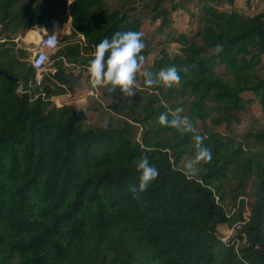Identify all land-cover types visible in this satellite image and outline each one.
<instances>
[{
	"label": "trees",
	"instance_id": "1",
	"mask_svg": "<svg viewBox=\"0 0 264 264\" xmlns=\"http://www.w3.org/2000/svg\"><path fill=\"white\" fill-rule=\"evenodd\" d=\"M200 1L194 36L172 37L179 51L163 48L145 68L155 73L175 65L180 80L146 85L144 70L141 84L154 91L144 98L143 117L133 114L128 94L100 86L111 116L93 126L84 112L55 104L52 98L68 87L53 70L84 69L95 45L117 30L142 32L139 2L0 0V68L19 78L0 73V264H264V125L236 137L197 124L240 122L238 114L256 99L264 111V11L247 15L219 7L235 0ZM164 2H142L153 20L162 18L161 27L171 24ZM54 22H70L71 33L37 86L30 52L15 38L37 26L53 29ZM142 38L146 59L151 41ZM177 105L191 131L157 122ZM136 123H150L141 139ZM197 133L206 136L212 154L192 173L184 163L194 155ZM141 153L159 174L134 195L130 185L138 184ZM219 224L237 225L235 235L224 240Z\"/></svg>",
	"mask_w": 264,
	"mask_h": 264
},
{
	"label": "rangeland",
	"instance_id": "2",
	"mask_svg": "<svg viewBox=\"0 0 264 264\" xmlns=\"http://www.w3.org/2000/svg\"><path fill=\"white\" fill-rule=\"evenodd\" d=\"M135 4L139 2L138 11L140 15L143 17V25H142V32L143 36L150 39L152 52L147 56L144 61L143 66L141 67L138 75L135 78L134 89L135 91L133 94L128 95V101L134 107L133 114L138 117H143L144 113H142V104L147 92L154 91L152 86L150 88H144L141 84V74L145 70V68L153 63L154 58L158 56L160 51L165 48L170 54L174 55L179 51L180 43L178 41H174L172 39L179 37L181 33H186L189 36H194V34L199 29L201 25L202 19V1L200 0H165L164 6L171 10L170 18L171 24L166 27H161L162 18L159 17L155 20L151 18L150 12L147 8L143 7V0H133ZM175 9H172L173 6ZM219 7L222 9H231L236 8L241 13L252 15L254 13L264 11V0H235L233 4L228 2L220 3ZM68 23H66L67 25ZM27 32V31H26ZM25 32V33H26ZM65 32V30H63ZM25 33L18 35L15 38V41L18 46L23 47L28 50V48H33L35 42H21L20 37L24 36ZM67 35V33H64ZM68 36V35H67ZM65 38L62 39V41ZM75 41V38L72 39ZM30 54L27 58V61L30 63V58L32 55V51H29ZM51 58L49 60L48 68L51 69ZM263 67L259 69V73L262 77H264V57H263ZM74 70L77 73L82 72V77L84 79H89V74L87 72V67L83 69V67H75ZM100 86H93L91 93L85 92L84 97H82L81 101H72L67 99V96L72 97L73 94L69 92L62 94L60 96H54L52 98L57 105H70L74 107L77 111L84 112V119L85 121L93 126H98L101 124L106 123L108 118L111 116V112L106 109L105 103L102 102L99 98L100 96ZM143 90V91H142ZM142 91V92H141ZM244 97L250 98L255 96L251 92H244ZM73 98V97H72ZM178 106V105H177ZM238 116L241 118L240 122L232 121L230 124L222 123L219 125H215L212 123L210 118H207L205 122L201 120H197V124L200 128H202L203 124L206 126H211L217 131L225 135H233L236 137L242 136L246 132H248L252 127H258L264 125V111L262 109L261 103L256 99L253 104H249L246 106L245 110L240 112ZM150 127L149 124H140L136 123L135 126V135L137 138L141 139L142 133L145 129ZM191 159V157H186L185 161ZM198 167V164L195 166ZM246 206L244 209V214H249V202H251L250 197H245ZM226 206L229 209L231 207V198L227 199ZM238 226H229L228 224H219L218 225V233L222 236L224 240H227L235 235L236 228Z\"/></svg>",
	"mask_w": 264,
	"mask_h": 264
},
{
	"label": "clouds",
	"instance_id": "3",
	"mask_svg": "<svg viewBox=\"0 0 264 264\" xmlns=\"http://www.w3.org/2000/svg\"><path fill=\"white\" fill-rule=\"evenodd\" d=\"M142 37L143 32L129 29L117 30L110 37L105 36L101 39L95 45L91 58L88 60L87 72L91 84L104 87L109 93L119 88L125 94H133L135 78L145 60L142 50L146 44ZM143 75L146 85L162 83L171 86L180 80L175 65L161 67L155 73L145 70ZM182 112V106L161 112L157 117V122L181 132L191 131L194 126L187 115H181ZM205 139L204 135L198 133L193 135L194 155L184 163L187 172L194 173L197 170L196 164L201 160L211 158V149L204 144ZM135 167L140 175L138 184L130 185V190L134 195L147 189L149 183L159 174L157 166L150 163L149 157L144 153H141L135 161Z\"/></svg>",
	"mask_w": 264,
	"mask_h": 264
},
{
	"label": "built area",
	"instance_id": "4",
	"mask_svg": "<svg viewBox=\"0 0 264 264\" xmlns=\"http://www.w3.org/2000/svg\"><path fill=\"white\" fill-rule=\"evenodd\" d=\"M64 28H42L41 34L35 41L34 47L28 48L29 51H32L30 64L34 69V83L37 86H41L45 77L48 75V72L50 70L48 68L50 56L59 48L61 44V39L63 38V34L71 33V28L63 32ZM77 37L79 38L80 44L84 45L85 39L83 34L77 33ZM66 65L69 64L66 62ZM88 82L90 85L89 93H91L93 85L91 84L90 80H88ZM19 89H21V86Z\"/></svg>",
	"mask_w": 264,
	"mask_h": 264
},
{
	"label": "water",
	"instance_id": "5",
	"mask_svg": "<svg viewBox=\"0 0 264 264\" xmlns=\"http://www.w3.org/2000/svg\"><path fill=\"white\" fill-rule=\"evenodd\" d=\"M0 73H2L6 78L11 81H19V78L11 75L7 69L0 68ZM53 74L59 80L64 81L67 84L68 90L73 94L74 98L82 96L81 93H89V82L87 79H84L80 73H77L74 70H66L64 67L61 66L53 70Z\"/></svg>",
	"mask_w": 264,
	"mask_h": 264
},
{
	"label": "crops",
	"instance_id": "6",
	"mask_svg": "<svg viewBox=\"0 0 264 264\" xmlns=\"http://www.w3.org/2000/svg\"><path fill=\"white\" fill-rule=\"evenodd\" d=\"M70 26H71V24H70V22H68V24L66 25V24H64V25H61V24H59L58 22H54L53 24H52V26L50 27V28H54V29H61V28H64V30H69V28H70ZM42 28H47V27H44V26H37V27H35L34 29H29V30H27V32L25 33V35L24 36H22V37H20V40H21V42L23 43V42H35L36 40H37V38L40 36V34H41V31H42ZM49 28V27H48ZM37 32V33H36ZM70 92V91H69ZM71 93V92H70ZM70 95V94H69ZM69 95H63V96H67V99H70V100H74V101H81L82 100V97L85 95V93H81V95L82 96H80V97H69ZM57 96H60V95H57ZM54 98V97H53Z\"/></svg>",
	"mask_w": 264,
	"mask_h": 264
},
{
	"label": "bare ground",
	"instance_id": "7",
	"mask_svg": "<svg viewBox=\"0 0 264 264\" xmlns=\"http://www.w3.org/2000/svg\"><path fill=\"white\" fill-rule=\"evenodd\" d=\"M37 33V32H36ZM85 93V92H84ZM84 97V96H83Z\"/></svg>",
	"mask_w": 264,
	"mask_h": 264
}]
</instances>
